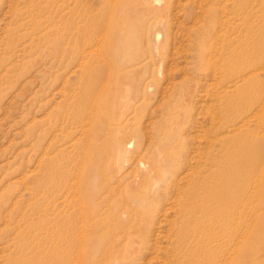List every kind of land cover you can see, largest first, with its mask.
<instances>
[{"label": "rangeland", "instance_id": "1", "mask_svg": "<svg viewBox=\"0 0 264 264\" xmlns=\"http://www.w3.org/2000/svg\"><path fill=\"white\" fill-rule=\"evenodd\" d=\"M263 14L264 0H0V264H264V63L239 80ZM105 176L113 216L78 234Z\"/></svg>", "mask_w": 264, "mask_h": 264}, {"label": "bare ground", "instance_id": "2", "mask_svg": "<svg viewBox=\"0 0 264 264\" xmlns=\"http://www.w3.org/2000/svg\"><path fill=\"white\" fill-rule=\"evenodd\" d=\"M147 1V3L148 4H152V3H154V2H156V1H159V0H146ZM113 4V2L111 3V5ZM162 4V3H161ZM111 5H109V6H111ZM165 5H167V4H165ZM243 5V4H242ZM168 6V5H167ZM167 6H166V8H167ZM245 7V6H244ZM243 6H242V8H244ZM248 8H250V11H252L251 10V7H250V5H249V7ZM253 8V7H252ZM109 9V8H108ZM146 9V8H145ZM215 9V8H214ZM112 10V9H111ZM110 10V11H111ZM243 10V9H242ZM259 10V9H258ZM258 10H256L257 12H258ZM244 12V11H243ZM242 12V13H243ZM253 12V11H252ZM255 12V11H254ZM107 13H108V11H107ZM108 15V14H107ZM241 15V14H240ZM252 16H256V15H254V14H251ZM250 15V16H251ZM264 15V14H263ZM238 16V15H237ZM249 16V17H250ZM220 17V16H219ZM254 17H252V18H254ZM258 17L259 18H261L259 15H258ZM264 17V16H263ZM151 19V18H150ZM149 19V20H150ZM241 19H242V17H241ZM248 19V18H247ZM262 19H264V18H262ZM107 20V19H106ZM105 20V21H106ZM248 20H250V19H248ZM252 20V19H251ZM254 20H256V21H254ZM253 20V23H248L249 25H251L252 26V31L254 32V34H250V35H254V37H252V39L251 40H253V38H254V40H255V42H256V44H257V42H262V41H264V23L262 22V23H255V22H258V18H255ZM220 21V20H219ZM261 21V20H260ZM248 22V21H247ZM105 23H108V22H105ZM222 24H223V22H222ZM226 24V23H225ZM147 25H148V23H147ZM235 25V24H234ZM248 25V26H249ZM223 26H225L224 24H223ZM247 26V27H248ZM250 26V27H251ZM105 28H106V26H105ZM104 28V29H105ZM74 29V28H73ZM107 29V28H106ZM147 29V28H146ZM222 29V28H221ZM250 30V29H249ZM219 31V30H218ZM248 31V30H247ZM257 31H258V33H257ZM103 32H105V30L103 31ZM252 32V33H253ZM221 33H222V30H221ZM251 33V32H250ZM85 34V33H84ZM100 34H102V33H100ZM225 34V33H224ZM228 34V33H227ZM227 34H225V37H226V35ZM101 36V35H100ZM248 36V35H247ZM97 39V38H96ZM99 39V38H98ZM97 39V40H98ZM85 40V39H84ZM87 40V39H86ZM99 40H101V39H99ZM98 40V41H99ZM227 40V39H226ZM96 41V40H95ZM98 41H96L95 43H97ZM148 41V40H147ZM247 41V40H246ZM248 42V41H247ZM254 42V41H253ZM232 43V42H231ZM230 43V44H231ZM245 43V42H244ZM249 43V42H248ZM260 43H258V44H260ZM98 44H99V42H98ZM228 44V43H227ZM262 44V43H261ZM95 45V44H94ZM93 45V46H94ZM97 45V44H96ZM226 45V44H225ZM231 45H233V44H231ZM92 46V47H93ZM255 46V45H254ZM100 47V46H99ZM228 47H229V44H228ZM246 47V46H245ZM244 47V48H245ZM248 48H249V46H247ZM97 48V47H96ZM247 48V49H248ZM246 49V50H247ZM93 50H94V48H93ZM109 50V49H108ZM111 50V49H110ZM147 51H149V50H147ZM225 51V50H224ZM244 51V50H243ZM99 52H100V50H99ZM98 52V53H99ZM102 52V51H101ZM232 52H236V51H231V53ZM249 52V51H248ZM97 53V52H96ZM226 53V52H225ZM224 53V54H225ZM252 53V52H251ZM228 54V53H227ZM234 54H236V53H234ZM244 54V53H243ZM230 55H232V54H229V56ZM248 55H250V53L248 54ZM103 56V55H102ZM234 56V55H233ZM236 56V55H235ZM239 56V55H238ZM254 56H256V55H254ZM151 57V56H150ZM231 57V56H230ZM229 57V58H230ZM240 57V56H239ZM262 57H264V52H259L258 53V58L260 59V62H257V60H254V61H252V60H248L247 59V57L245 58V59H247L248 61H251V63L252 64H247L248 65V67L246 68H241L242 70L240 71L241 73H239L240 74V76H239V74H238V76L241 78V79H239L240 81L242 80V82L244 83V78H246L247 76H246V73L248 72V71H251V75L252 76H259V75H257L258 73H256V72H258V71H256L257 70V68H255L254 66L255 65H259V64H263L264 63V60H263V58ZM148 58H149V54H148ZM212 58V57H211ZM233 58V57H232ZM255 58V57H254ZM147 59V58H146ZM150 59V58H149ZM233 59H235V57L233 58ZM242 59V57L240 58V60ZM253 59V58H252ZM212 61H214L213 59H211ZM225 61H226V59H224ZM223 60V61H224ZM240 60H238V61H240ZM218 61V60H217ZM220 61V60H219ZM219 61H218V63H219ZM237 61V60H236ZM248 61H246V62H248ZM241 62V64H240V67H241V65H242V63L244 62H242V61H240ZM246 62H245V64H243L242 66H245L246 65ZM214 63H215V61H214ZM217 63V62H216ZM233 63H234V60H233ZM232 63V64H233ZM220 64V63H219ZM219 64H217V65H219ZM231 64V65H232ZM137 65V64H136ZM216 65V64H215ZM234 65V64H233ZM232 65V67H234ZM106 66H109V65H107L106 64ZM221 66V65H220ZM222 66H227V67H229L228 65H227V63L225 64V65H222ZM237 66H239V62L237 63ZM237 66H235V67H237ZM139 67V66H138ZM137 67V68H138ZM231 67V68H232ZM264 67V66H263ZM263 67H262V70H263ZM108 68V67H107ZM220 68V67H219ZM218 68V69H219ZM93 69V68H92ZM223 69V68H222ZM226 69V68H225ZM233 69V68H232ZM236 69V68H235ZM234 69V70H235ZM256 69V70H255ZM108 70L109 69H107V73H108ZM136 70V69H135ZM220 70H221V68H220ZM227 70H229V72H230V68H228ZM255 70V71H254ZM259 70H261V69H259ZM128 71H130V70H128ZM233 71V70H232ZM208 72V71H207ZM226 72V71H225ZM263 72V71H262ZM226 74H227V72H226ZM230 74V73H229ZM249 75V74H248ZM251 75H249V76H251ZM225 76V75H224ZM233 76H237L234 72L231 74V76L230 77H233ZM107 77H108V75H107ZM227 77V76H226ZM229 77V76H228ZM261 76H259V78H260ZM237 79H238V77H236ZM249 77H247V79H248ZM254 79V78H253ZM255 79H257V78H255ZM238 80V81H239ZM249 80H252V79H249ZM249 80H248V82H247V84H249ZM258 80V79H257ZM256 80V82H258ZM106 81H107V79H106ZM106 81H104V83L106 82ZM113 81V80H112ZM260 81H261V79H260ZM241 82V84H243ZM253 84H254V82H252ZM240 84V85H241ZM256 84V83H255ZM101 87H102V85H100ZM107 86V85H106ZM244 86H246V82H245V84L242 86V87H244ZM254 86H256V85H254ZM258 86V85H257ZM241 87V88H242ZM251 87V86H250ZM261 87V86H260ZM104 88V90H105V87H103ZM256 88V87H255ZM264 88V87H263ZM100 89V88H99ZM98 89V90H99ZM102 89V88H101ZM103 90V89H102ZM238 90H239V88H238ZM258 90V89H257ZM240 91V90H239ZM255 92H256V89L254 90ZM240 92H242V89H241V91ZM238 93V92H237ZM254 93V92H253ZM255 94V93H254ZM257 94V93H256ZM262 94H263V92H262ZM98 95H100V94H98ZM219 95V94H218ZM237 95V94H236ZM235 95V96H236ZM240 95H242V93L240 94ZM243 95H245V94H243ZM247 95V94H246ZM246 95H245V99H247V98H250L249 96H247L246 97ZM85 97L82 99V100H80V102L85 106V105H87V107H88V109L90 108V105L92 106V101H93V99H94V97L93 96H91L89 93H86L85 95H84ZM114 96H115V91H113L112 89H110L109 90V98L106 100V107H105V112H106V114L108 115V118H109V122L111 123V122H113V123H118L119 121H121V118L124 116V113L121 111V108H122V104H121V102H118V103H115V99H114ZM257 96V95H256ZM222 97V96H221ZM251 97H252V95H251ZM258 97H259V95H258ZM264 97V96H263ZM263 97H259L260 99H258V101H260V103L258 104L257 103V105H260L259 106V108H258V110H257V112H259V111H261V109H263L264 110V99L262 100V98ZM99 99H100V97H98ZM236 98H239V97H236ZM216 100H218L217 98H215ZM215 100V101H216ZM220 100V99H219ZM232 100V99H231ZM244 100V97L242 98V100L241 101H243ZM252 100V99H251ZM91 101V102H90ZM245 101V100H244ZM253 101V100H252ZM96 103H95V107L94 108H92L94 111H96V110H98L100 107H101V105H99L98 104V100L97 101H95ZM216 102H218V101H216ZM233 102V101H232ZM248 101H245L244 103L242 102V104H240V105H238L237 106V104H238V102H237V104H236V106H237V108L236 107H234V106H231V108H230V110H234V111H232L233 113H235V112H237L238 114V116H241L242 118H244V117H246V116H248L249 114H250V112H248V110H251V108H249L248 107V103H250V101L247 103ZM219 103V102H218ZM217 103V104H218ZM245 103H247V104H245ZM253 103V102H252ZM231 104V103H230ZM234 104V103H233ZM226 105H227V103H226ZM251 105V104H250ZM253 105H255L254 103H253ZM220 106H221V104H220ZM222 106H224V105H222ZM221 106V107H222ZM229 106V107H230ZM173 107V106H172ZM171 107V108H172ZM216 107H218V105L216 106ZM224 107H227V106H224ZM251 107H252V105H251ZM175 108V107H174ZM219 108V107H218ZM218 108H217V111H218ZM256 108V109H257ZM216 109V108H215ZM229 109V108H228ZM135 110V109H134ZM221 110V109H220ZM224 110V109H223ZM227 110V109H226ZM174 111V110H173ZM91 112V111H90ZM211 112V111H210ZM220 112L221 111H219V116H220ZM226 112V111H225ZM224 112V113H225ZM228 112H230L229 110H228ZM227 112V113H228ZM232 112H230V113H232ZM256 112V114H258ZM216 114L218 113V112H215ZM226 113V114H227ZM232 113V114H233ZM264 113V112H263ZM222 114H223V112H222ZM225 114V115H226ZM212 115V114H211ZM235 115V114H234ZM255 115V114H254ZM261 115V114H260ZM264 115V114H263ZM130 116V115H129ZM224 116V115H223ZM237 116V117H238ZM257 116V115H256ZM128 117V116H127ZM234 118H235V116H233ZM254 117V116H253ZM261 117H262V115H261ZM260 117V118H261ZM218 118V117H217ZM220 118H221V116H220ZM229 118V117H228ZM239 118V117H238ZM260 118H258V119H260ZM123 119V118H122ZM212 119L214 120L215 119V117L214 116H212ZM219 119V118H218ZM226 119H227V117H226ZM248 119V118H247ZM216 120V119H215ZM230 120V119H229ZM233 120V119H232ZM244 120V119H243ZM249 120H252V119H250L249 118ZM261 120H262V118H261ZM125 121V120H124ZM225 121V120H224ZM224 121H221L222 122V124H223V122ZM227 121V120H226ZM231 121V120H230ZM234 121H237V120H235L234 119ZM245 121V120H244ZM256 121V120H255ZM215 122V121H214ZM122 123V122H121ZM213 123V122H212ZM216 123V122H215ZM228 123H230L229 121H228ZM228 123H226V124H228ZM246 123H249V122H246ZM245 123V124H246ZM219 124V123H218ZM222 124H219V125H222ZM232 124H233V122H232ZM241 124V123H240ZM244 124V125H245ZM258 124V123H257ZM120 125V124H119ZM217 125V124H216ZM224 125V124H223ZM231 125V124H230ZM238 125V124H237ZM247 125V124H246ZM227 126V125H226ZM239 126V125H238ZM241 126H243V123H242V125ZM86 127V126H85ZM222 128H223V126H221ZM244 127V126H243ZM264 127V126H263ZM217 128H219V126L217 127ZM237 128V127H236ZM248 128V127H247ZM239 131V130H238ZM243 131V130H242ZM239 133L241 134L242 132L240 131V132H238V135H239ZM258 133H259V131H258ZM250 134V133H249ZM236 135V133L235 134H233V136H235ZM227 136V135H226ZM242 136V135H241ZM240 136V137H241ZM257 136V135H256ZM238 137V136H237ZM240 137H238V138H240ZM237 140V139H236ZM235 140V141H236ZM238 141V140H237ZM237 141H236V143H237ZM242 141V140H241ZM241 141H239V142H241ZM180 143V142H179ZM234 143V142H233ZM249 144V143H248ZM247 143H246V145H248ZM129 145V144H128ZM234 146H235V144H234ZM242 146V145H241ZM233 147V146H232ZM243 147H244V145H243ZM242 147V148H243ZM233 149V148H232ZM236 149H237V147H236ZM241 151V150H240ZM257 152L259 153L260 152V148H258L257 149ZM107 153H108V150H107ZM87 154V153H86ZM239 154V161H240V156L242 155V154H244L243 155V158L248 162L249 160H250V156L251 155H249L248 154V152L247 151H245V148H244V150H242L241 151V153H238ZM256 154V153H255ZM186 156V155H185ZM264 156V155H263ZM184 157V156H183ZM258 157V156H257ZM86 158V157H85ZM84 158V159H85ZM255 158V157H254ZM264 158V157H263ZM252 159H253V157H252ZM256 159V158H255ZM259 159V158H258ZM53 162V161H52ZM85 162V161H84ZM146 162V161H145ZM240 163H243V162H240ZM238 166V164H235V163H233L232 164V167L235 169L236 167ZM53 167V166H52ZM83 168V167H82ZM257 168V167H256ZM107 169V168H106ZM106 169L104 168V171L106 172ZM250 167H246V169H245V172L247 173L248 171H250ZM259 169V168H258ZM52 170V169H51ZM259 171V170H258ZM53 172V171H52ZM111 174V173H110ZM249 175V174H248ZM105 177H107V176H105ZM120 177V176H119ZM118 177V178H119ZM117 178V177H116ZM242 178V177H241ZM112 178H110V177H107V178H104L103 179V181H101V185H100V187H99V190L98 191H101L99 194H97L96 196H95V204H94V208H96L97 210H96V212H95V218H90L89 219V221H88V229H86V228H84V225H82V226H80V230H79V232H78V234H83L84 236H85V233L86 232H88L89 234L92 232V230H93V228H95V227H97L98 225H102V224H104V223H106L107 222V219H110L113 215L111 214V213H109V211H107V209L105 208V206H106V203H105V199H106V197H104V193H105V195H106V193H109L110 191H112V188H111V182H110V180H111ZM121 180V179H120ZM120 180H118V181H120ZM117 182V181H116ZM121 182V181H120ZM203 183V182H202ZM209 183H211V182H209ZM208 183V184H209ZM214 183V182H213ZM200 184V183H199ZM198 184V185H199ZM207 185V184H206ZM210 185V184H209ZM119 186V185H118ZM195 186V185H194ZM243 186L245 187L246 186V184H243ZM119 187H122V186H119ZM205 187V186H204ZM207 187H208V185H207ZM206 187V188H207ZM212 188V187H211ZM202 189H205V188H202V186H195V188H193V190L191 191L192 193H197V194H199V192L197 191V190H202ZM178 190V189H177ZM209 189H207V191H208ZM217 190V189H216ZM205 190H203V192H204ZM124 192V191H123ZM151 192H153V190H151ZM213 192H215V191H213ZM217 192V191H216ZM125 193V192H124ZM178 193V192H177ZM181 193V192H180ZM188 193V192H187ZM210 193H212V191L210 192ZM205 194H206V192H205ZM216 194V193H215ZM150 195L152 196V193H150ZM196 195V194H195ZM217 195V194H216ZM150 196V197H151ZM177 196V195H176ZM175 196V197H176ZM199 197V196H198ZM212 198V197H211ZM99 199H101V201L99 202L98 200ZM189 200H190V198H188ZM187 199V200H188ZM192 199V198H191ZM206 199V198H205ZM208 200V199H207ZM97 201V202H96ZM202 201V200H201ZM205 202V201H204ZM204 202H203V204H204ZM206 203V202H205ZM143 204H145V205H148V200H146V199H144V201H143ZM197 204V203H196ZM248 204H250L249 202H248ZM188 205V204H187ZM198 205V204H197ZM200 205H201V203H200ZM248 206V205H247ZM246 206V207H247ZM200 208H202L201 206H199ZM204 207V206H203ZM203 209V208H202ZM94 210V209H93ZM101 211H103V213H101ZM136 211V210H135ZM178 211H180V210H178ZM106 212V213H105ZM135 216V214L133 215V217ZM187 217V216H186ZM195 217V216H194ZM154 218V217H153ZM191 218V217H190ZM139 219H140V217H139ZM111 220V219H110ZM154 220V219H153ZM189 221V220H188ZM192 221V220H191ZM214 222V221H213ZM85 223V222H84ZM190 223V222H189ZM211 224H212V222H210ZM140 225H141V227L143 228V225L140 223ZM212 225H214V224H212ZM247 225H248V223H247V218L244 220V222H243V227L241 228V230H242V232H245V228L247 227ZM138 226V225H137ZM188 226V225H187ZM192 226V225H191ZM230 229H229V231L225 234V239H227V241L228 242H232V240L233 239H236V237H237V231H236V228H235V226L234 227H232L233 226V224L231 223L230 224ZM209 227H211V226H209ZM108 228H110L112 231L114 230V226L113 225H109V227ZM124 228V227H123ZM122 228V229H123ZM121 229V230H122ZM187 229H188V227H187ZM212 232H211V234L209 233V231L207 232V233H209L210 234V236L209 237H212V235H213V237H215L214 236V233H213V231H214V229H212L211 230ZM203 233H204V231H203ZM202 233V234H203ZM206 233V234H207ZM127 234V233H126ZM243 237V236H242ZM137 239V238H136ZM139 239V238H138ZM209 239V238H208ZM211 239V238H210ZM216 239V238H215ZM219 239H220V237H219ZM251 240V239H250ZM228 244V243H227ZM231 244V243H230ZM226 246H228V245H226ZM224 248H225V246H224ZM244 248H247V245L244 247ZM243 248V249H244ZM220 251V250H219ZM223 251V250H222ZM216 253H218V251L216 252ZM215 258V257H214ZM218 260V259H217ZM215 261V260H214ZM217 261H215V264H219V263H216ZM213 263V262H212Z\"/></svg>", "mask_w": 264, "mask_h": 264}]
</instances>
